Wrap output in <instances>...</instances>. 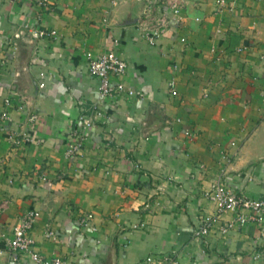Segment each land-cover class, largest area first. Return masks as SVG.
I'll list each match as a JSON object with an SVG mask.
<instances>
[{"label": "crops", "instance_id": "1", "mask_svg": "<svg viewBox=\"0 0 264 264\" xmlns=\"http://www.w3.org/2000/svg\"><path fill=\"white\" fill-rule=\"evenodd\" d=\"M38 1L0 0V264H35L6 249L30 210L33 250L66 264H264L259 226L223 232L234 212L206 197L221 181L264 198V0H178L154 46L136 24L149 0ZM109 50L127 64L111 81L140 96L100 100L85 54Z\"/></svg>", "mask_w": 264, "mask_h": 264}, {"label": "built area", "instance_id": "2", "mask_svg": "<svg viewBox=\"0 0 264 264\" xmlns=\"http://www.w3.org/2000/svg\"><path fill=\"white\" fill-rule=\"evenodd\" d=\"M217 4L222 6L224 0H216ZM38 4L49 10L51 7L48 0H39ZM180 2L178 0H149L142 16L136 24L142 32V36L148 45L154 46L159 42L170 19L180 18ZM198 20V19H197ZM30 34L34 38H56L57 31L53 28L36 27L30 28ZM21 32L14 34L19 37ZM185 39L182 38L181 41ZM88 63V72L92 77L99 80V98L106 102L114 100L120 94L125 93L128 96H140L141 93L132 87L125 86L122 80L112 82V77H122L127 71L126 61L116 52L109 50L97 55L92 52L85 54ZM169 91L172 95L176 94L173 82L169 83ZM96 108V105H94ZM36 116H32L31 119ZM84 129L92 125L89 117H80ZM186 134L189 131L186 130ZM232 145L235 143L232 142ZM79 144L69 143L67 154L74 155L78 150ZM221 158L229 162L227 155L222 154ZM207 199L215 207L216 218L227 211L234 212L232 219L220 225L223 232L246 223H253L259 226L261 235H264V198H252L232 191L224 182L217 181L212 183L210 189L206 192ZM39 217V211L30 210L24 214L19 223L13 226L11 236L6 238V249L15 260L19 255L27 256L35 264H66V261L59 256L46 258L33 250L34 240L30 235V230L34 222ZM91 215H86L81 219L83 225L89 226ZM216 221L215 217H210L201 222L195 231L196 238H202L208 235L212 224ZM94 229V228H92ZM47 236L54 237L51 231L46 232ZM259 254H255L253 259H258ZM132 264H181L180 256L164 254L160 257L147 256L145 259Z\"/></svg>", "mask_w": 264, "mask_h": 264}]
</instances>
